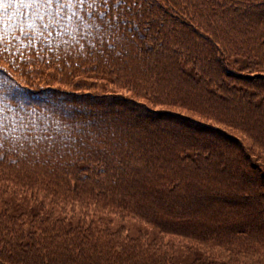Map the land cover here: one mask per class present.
<instances>
[{"label": "trees", "instance_id": "obj_1", "mask_svg": "<svg viewBox=\"0 0 264 264\" xmlns=\"http://www.w3.org/2000/svg\"><path fill=\"white\" fill-rule=\"evenodd\" d=\"M57 7L0 8V264H264V0Z\"/></svg>", "mask_w": 264, "mask_h": 264}, {"label": "snow or ice", "instance_id": "obj_2", "mask_svg": "<svg viewBox=\"0 0 264 264\" xmlns=\"http://www.w3.org/2000/svg\"><path fill=\"white\" fill-rule=\"evenodd\" d=\"M6 2H8V0H0V8H3ZM30 3L38 5L42 4L44 6H50L55 4L58 6L55 14L60 15V10L65 8L71 11L73 8H80L84 6H87L88 8H95L97 4H100L102 7L107 9L109 0H30ZM88 14L93 15L92 12H89ZM76 15V11H71V15L67 16V19L71 20ZM95 15L102 18L103 20L108 19V16L105 14V12L97 11Z\"/></svg>", "mask_w": 264, "mask_h": 264}]
</instances>
